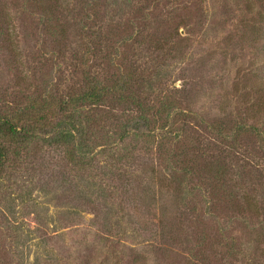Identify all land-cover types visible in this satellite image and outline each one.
<instances>
[{"label":"rangeland","instance_id":"374dc122","mask_svg":"<svg viewBox=\"0 0 264 264\" xmlns=\"http://www.w3.org/2000/svg\"><path fill=\"white\" fill-rule=\"evenodd\" d=\"M123 71L156 130L120 139L115 94L83 168L56 120L16 147L0 264H264V0H0L1 118Z\"/></svg>","mask_w":264,"mask_h":264},{"label":"trees","instance_id":"16d2710c","mask_svg":"<svg viewBox=\"0 0 264 264\" xmlns=\"http://www.w3.org/2000/svg\"><path fill=\"white\" fill-rule=\"evenodd\" d=\"M90 20L91 15L87 13L80 20V23L85 22L86 24ZM87 76L84 78L87 81V89L76 96L74 95L62 101L46 97L41 102L32 101L21 106L12 117H0V180L11 162L10 157H16L19 154L15 148L24 149L25 143L30 140L29 138L36 136L37 130H45L47 124L54 120L57 123L54 127H51L50 131L55 139L66 146L68 161L77 168L88 165L91 162L90 158L93 151L96 149L92 146L94 142L87 140L88 130L94 128V120L86 125L87 115L82 114L78 105L97 106L106 102L110 104L116 94L118 95V98H116L118 103L123 104L130 101L141 110V114L126 119L122 126L120 139L129 135L149 136L150 132L156 130V124L158 123L152 119L155 115L150 116L148 111L144 110V106L131 93L130 88L133 77L131 72L129 74L125 71L121 72L116 85H106L96 77ZM175 110L173 109L172 112ZM161 116L165 120L168 114L165 115L166 117L163 114ZM158 119L162 121L161 117ZM254 130L256 133L259 132L257 129Z\"/></svg>","mask_w":264,"mask_h":264}]
</instances>
